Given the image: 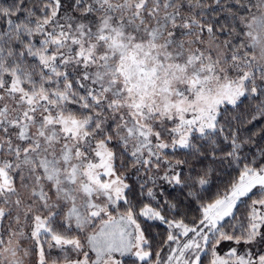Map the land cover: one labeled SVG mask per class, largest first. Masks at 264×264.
I'll return each mask as SVG.
<instances>
[{
	"label": "snow or ice",
	"instance_id": "6c2138e0",
	"mask_svg": "<svg viewBox=\"0 0 264 264\" xmlns=\"http://www.w3.org/2000/svg\"><path fill=\"white\" fill-rule=\"evenodd\" d=\"M0 264H264V0H0Z\"/></svg>",
	"mask_w": 264,
	"mask_h": 264
}]
</instances>
